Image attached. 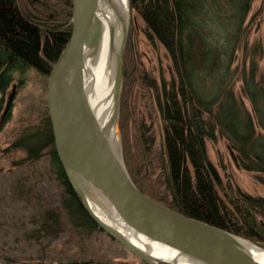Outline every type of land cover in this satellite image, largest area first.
<instances>
[{
	"label": "trees",
	"instance_id": "trees-1",
	"mask_svg": "<svg viewBox=\"0 0 264 264\" xmlns=\"http://www.w3.org/2000/svg\"><path fill=\"white\" fill-rule=\"evenodd\" d=\"M253 1L131 0L132 9L144 22L149 43L160 44L168 52L173 74L169 86L165 81L160 85L141 62L136 67L144 86L155 93L164 121L163 148L156 150L153 131L141 124L142 161L134 168L122 109L120 128L129 174L144 194L264 244V226L256 217L264 216V197L224 186L206 149L208 139L215 140L218 132L229 140L242 168L264 172V70L260 72L258 62V55L264 57V39L248 45L246 26ZM72 2L0 0V99L17 74L22 83L31 68L49 76L72 31ZM262 6L264 10V0ZM128 47L129 43L124 57ZM242 49L249 61L239 73L234 62ZM126 67L124 58V86ZM238 76L250 108L235 92L233 83ZM43 114L42 120L21 133L12 146L26 150L25 158L32 163L49 158L60 184V202L41 209L32 218L37 226L26 231V236L45 240L48 246L62 233L69 232L65 240L70 238V242L104 233L66 177L54 146L47 104ZM6 116L10 118V110ZM66 249L63 244V251Z\"/></svg>",
	"mask_w": 264,
	"mask_h": 264
},
{
	"label": "water",
	"instance_id": "water-1",
	"mask_svg": "<svg viewBox=\"0 0 264 264\" xmlns=\"http://www.w3.org/2000/svg\"><path fill=\"white\" fill-rule=\"evenodd\" d=\"M100 1L73 0L72 31L46 82L57 156L86 210L110 238L147 264L175 263L143 250L125 230L168 246L196 264H262L249 247L261 246L162 204L135 184L122 153L119 111L132 3L128 0L127 11L118 15L119 32L107 20ZM106 34L113 86L109 118L101 121L89 102L84 76L86 63L96 58Z\"/></svg>",
	"mask_w": 264,
	"mask_h": 264
},
{
	"label": "rangeland",
	"instance_id": "rangeland-1",
	"mask_svg": "<svg viewBox=\"0 0 264 264\" xmlns=\"http://www.w3.org/2000/svg\"><path fill=\"white\" fill-rule=\"evenodd\" d=\"M20 1L27 4V0ZM262 3L263 0H254L250 8L246 21L248 45L264 39ZM143 24L141 17L132 9L127 39L131 48L128 47L124 57L127 82L125 86L123 82L120 110L127 148L134 156V168L142 161L139 152L140 146L141 149L143 146L139 131L141 124L153 131L156 150L163 148L165 132L164 121L155 103V93L144 86L136 67L141 62L150 77L156 78L160 85L165 81L169 86L173 74L168 52L160 44L149 43ZM248 61L243 49L240 50L234 62V66H239V73L241 68L248 67ZM258 62L261 72L264 70L262 54L258 55ZM48 77L31 68L22 83L20 74H17L15 82L0 99V264H145L105 231L90 238L80 237L74 242H70V238L65 240L69 232L62 233L59 240L48 242V246L45 240L26 236V231L37 226L32 218L39 215L41 209L55 207L60 202V184L49 158L42 157L32 163L25 158L26 150L12 146L21 133L29 132L44 117ZM233 84L236 94L250 108L241 76L236 77ZM8 110L10 118L7 119ZM257 129L262 130L259 126ZM124 135L121 132L123 152ZM206 149L224 186L264 197V172L242 168L235 159L236 151L226 137L217 132L215 140L208 139ZM221 194L224 195V191ZM256 217L264 226V216L258 214ZM250 241L264 248V244ZM63 244L67 247L64 251ZM85 260L90 261L84 263Z\"/></svg>",
	"mask_w": 264,
	"mask_h": 264
},
{
	"label": "bare ground",
	"instance_id": "bare-ground-1",
	"mask_svg": "<svg viewBox=\"0 0 264 264\" xmlns=\"http://www.w3.org/2000/svg\"><path fill=\"white\" fill-rule=\"evenodd\" d=\"M128 0H101L100 8L106 12V18L110 23H114L117 30L120 32L122 23L120 12H126L128 9ZM114 3L118 7V11L114 9L111 5ZM101 15V14H100ZM117 15V16H116ZM103 16V15H101ZM105 21V16L102 17ZM103 40L100 41L99 49L96 54V58H93L86 63V74L84 76V81L88 91V95L98 118L101 121H106L110 115V104H111V90H112V70L109 68L110 56L108 52V36L107 34L102 37ZM99 215L105 216L102 212L95 208ZM128 233L129 239L133 241L134 244L146 250L148 253L152 254L154 257L174 262L175 264H196L195 261L177 256V252L165 246L157 241H151L148 238L134 234L125 230ZM148 242V244H147ZM250 252L255 257L256 260L264 264V248L255 245L249 246ZM198 264V263H197Z\"/></svg>",
	"mask_w": 264,
	"mask_h": 264
},
{
	"label": "flooded vegetation",
	"instance_id": "flooded-vegetation-1",
	"mask_svg": "<svg viewBox=\"0 0 264 264\" xmlns=\"http://www.w3.org/2000/svg\"><path fill=\"white\" fill-rule=\"evenodd\" d=\"M13 97H11V99H12ZM7 109H8V107H7ZM6 111V110H5Z\"/></svg>",
	"mask_w": 264,
	"mask_h": 264
}]
</instances>
